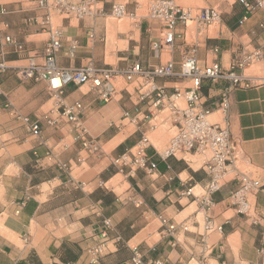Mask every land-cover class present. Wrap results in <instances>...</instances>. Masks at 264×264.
Masks as SVG:
<instances>
[{
    "label": "crops",
    "instance_id": "1",
    "mask_svg": "<svg viewBox=\"0 0 264 264\" xmlns=\"http://www.w3.org/2000/svg\"><path fill=\"white\" fill-rule=\"evenodd\" d=\"M97 1L103 4L101 15L62 19L53 12L49 27L41 24L43 11L32 1L0 0V264H134V255L142 264H264V10L256 9L239 24L244 9L236 0H174L192 10L216 8L220 20L199 31L192 23H178L172 47L155 54L151 44L162 37L158 20L138 16L139 5L127 2L132 28L113 33L104 15L119 0ZM51 27L62 32L55 59L61 68H123L134 62L152 68L168 61L177 68L187 53L201 64L218 62L227 68L241 52L259 50L260 57L242 69L251 84L229 97L234 159L207 209L184 194L190 187L201 194L208 181L196 154L162 158L163 149L151 143L146 152L153 169L130 171L114 164L139 140V131L120 135L128 127L123 110H132L138 92L148 86L142 77L103 102L87 86L72 83L56 97L44 79L18 73L30 60L42 62ZM90 29L96 34L93 43L87 38ZM155 84L171 94L187 81L165 77ZM223 84L203 88L205 105L213 109L210 118L219 114L215 105ZM58 98L82 104L80 117L90 137L99 141L98 152L88 153L73 140L70 122L49 125L43 119ZM21 116L40 123L39 137L31 135ZM157 116L142 124L145 133L157 129L151 123ZM240 171L261 184L249 197L246 214L238 213L228 198ZM160 218L175 224L172 233ZM106 219L112 229L103 238ZM207 220L213 224L210 230L204 228ZM101 242V256L92 263L91 249Z\"/></svg>",
    "mask_w": 264,
    "mask_h": 264
},
{
    "label": "built area",
    "instance_id": "2",
    "mask_svg": "<svg viewBox=\"0 0 264 264\" xmlns=\"http://www.w3.org/2000/svg\"><path fill=\"white\" fill-rule=\"evenodd\" d=\"M35 6L43 11L41 24L50 27L51 15L56 12L62 19H83L86 16L95 17L103 13V4L97 0H30ZM244 9V15L239 24L243 23L256 9L264 10V0H236ZM1 9V12H4ZM126 13L125 5L113 3L111 15L120 17ZM128 15H130L128 13ZM147 15L160 22L162 37L159 41H153L151 47L154 53L160 49H170L175 39V30L178 23L187 26L192 23L195 31L202 30L207 26L214 25L220 20V11L216 8H200L192 10L183 8L174 0H151ZM61 29L51 27L49 37L44 46L43 60L36 63L30 60L28 65L18 69V73L35 81L44 79L48 91L60 97L66 85L72 83L78 86L85 85L89 91H93L96 97L108 102L126 90V83L137 77H142L147 87H142L136 96L134 108L124 109L122 118L136 126L140 133L137 143L128 151L115 159L114 164L136 169L151 170L155 167L147 155V148L151 142L142 124L149 121L161 110L167 109L165 120L174 127V132L162 152V158L173 155L198 154L203 156L202 168L208 174V181L202 188L201 194L192 192L187 188L186 195H192L199 199L202 209H207L211 204L212 193L218 191L222 186V178L227 172L234 159V145L229 132L228 110L229 97L233 90L238 87H247L251 84L250 78L242 73V69L251 61L260 57V52L255 49L251 52H241L233 59L227 68L218 62L201 64L193 56L187 53L182 56L177 68L173 62L159 64L152 68H144L138 62L129 66L118 68L111 65L94 66L88 64L75 68H61L56 64V55L61 46ZM88 40L93 43L96 34L93 29L87 31ZM6 41H10L7 37ZM21 48V46H18ZM74 49V46L72 47ZM175 77L187 81L183 88L174 87L173 92L168 94L165 89L157 84V78ZM224 84L218 92L216 108L219 112V120H211L213 109L205 105L203 88H210L218 82ZM121 84V85H120ZM82 104L79 101L67 103L58 98L55 108L45 112L43 119L49 125H54L61 119L70 122L73 126L74 141L81 143L82 149L88 153L100 150L99 141L88 134L81 120ZM54 113V116H50ZM21 120L28 128L31 135L39 137L41 132L40 123L31 121L27 116H21ZM238 185L228 194L230 203L238 213L246 214L250 209L249 197L257 192L261 184L258 179L249 173L240 171L237 177ZM165 229L172 233L175 224L160 218ZM105 229L102 237L107 236V230L112 229L108 219L103 222ZM204 228L210 230L213 224L210 220L205 222ZM221 230V226L214 227ZM103 250V242L91 249L92 263H97ZM134 264H142L141 260L134 255ZM155 264H161L156 261Z\"/></svg>",
    "mask_w": 264,
    "mask_h": 264
},
{
    "label": "rangeland",
    "instance_id": "3",
    "mask_svg": "<svg viewBox=\"0 0 264 264\" xmlns=\"http://www.w3.org/2000/svg\"><path fill=\"white\" fill-rule=\"evenodd\" d=\"M151 0H119L117 3H122L125 6L128 4L127 2H136L139 5V9L136 11L138 16L141 15H147L148 13V6H149V2ZM128 11H126V13L121 16H113L111 15V11L107 14L105 13L104 17L106 18L107 21H109L108 24V30L110 32H125L128 31L129 29L132 28V24H133V18L130 17L128 15ZM124 23L125 25L121 24ZM110 37V36H109ZM108 37V38H109ZM115 39V38H114ZM110 41V38H109ZM115 42V41H114ZM111 47V45H110ZM113 47V46H112ZM121 85V84H120ZM158 116L156 117L155 120H153L151 123L157 126V129L150 133L147 132L146 135L148 136L150 142L155 145L158 149H164L165 144L167 143L168 139L170 138V136L173 134L174 132V127L171 126V124L169 123V121L162 123V121L164 120L165 116L168 114V110L165 109L162 112L157 113ZM211 120H218L219 119V114L217 116V118H210ZM125 124H128V127L126 128L125 132L123 133V135H120V138H122L123 136H126L128 133H135L136 130V126L132 123H129L128 121H124ZM139 133V132H138ZM140 134V133H139ZM140 137V135H139ZM186 158H190L189 154H186L185 156ZM195 158L198 159V162L201 163L203 156H200L198 154L195 155ZM196 193L200 192L201 189L199 187L195 188L194 190Z\"/></svg>",
    "mask_w": 264,
    "mask_h": 264
},
{
    "label": "bare ground",
    "instance_id": "4",
    "mask_svg": "<svg viewBox=\"0 0 264 264\" xmlns=\"http://www.w3.org/2000/svg\"><path fill=\"white\" fill-rule=\"evenodd\" d=\"M121 16H123V15H121Z\"/></svg>",
    "mask_w": 264,
    "mask_h": 264
}]
</instances>
